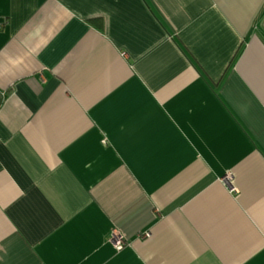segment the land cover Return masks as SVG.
<instances>
[{
    "label": "crops",
    "instance_id": "crops-1",
    "mask_svg": "<svg viewBox=\"0 0 264 264\" xmlns=\"http://www.w3.org/2000/svg\"><path fill=\"white\" fill-rule=\"evenodd\" d=\"M0 264H264V0H0Z\"/></svg>",
    "mask_w": 264,
    "mask_h": 264
},
{
    "label": "built area",
    "instance_id": "built-area-1",
    "mask_svg": "<svg viewBox=\"0 0 264 264\" xmlns=\"http://www.w3.org/2000/svg\"><path fill=\"white\" fill-rule=\"evenodd\" d=\"M114 243L118 250L122 249L125 246V241L122 237L114 235Z\"/></svg>",
    "mask_w": 264,
    "mask_h": 264
}]
</instances>
